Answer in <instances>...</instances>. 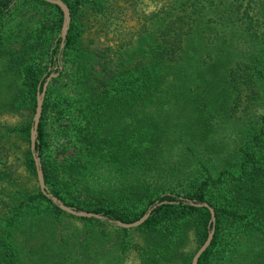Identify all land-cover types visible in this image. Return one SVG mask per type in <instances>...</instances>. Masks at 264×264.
<instances>
[{
  "label": "trees",
  "instance_id": "1",
  "mask_svg": "<svg viewBox=\"0 0 264 264\" xmlns=\"http://www.w3.org/2000/svg\"><path fill=\"white\" fill-rule=\"evenodd\" d=\"M31 1L55 17L43 23L46 45L25 41L33 48L8 49L0 66V110L30 113L19 124L0 122V264H124L130 248L136 264H190L210 212L189 201L207 202L215 214L196 264H211L229 245L233 264H264V0H62L70 13L62 48L61 9ZM14 2L0 0V18ZM130 7L134 23L125 25ZM91 33L105 45L90 47ZM36 45L44 46V75L30 55ZM71 56L76 97L45 92L36 150L48 190L102 219L67 213L44 195L29 147L36 93L49 73L62 76L61 60ZM50 110L76 136V148L52 160ZM89 157L102 180L86 177ZM61 164L76 173L72 191L58 180ZM155 203L131 227L141 240L129 243L130 229L112 221L137 220ZM188 230L197 240L191 252L182 249Z\"/></svg>",
  "mask_w": 264,
  "mask_h": 264
},
{
  "label": "rangeland",
  "instance_id": "2",
  "mask_svg": "<svg viewBox=\"0 0 264 264\" xmlns=\"http://www.w3.org/2000/svg\"><path fill=\"white\" fill-rule=\"evenodd\" d=\"M151 8V6L149 7ZM121 17L124 19L125 25H130L134 23V12L132 8L125 10L122 12ZM55 17V10L50 6L31 1V0H15L13 11L10 14H6L0 18V66L3 68L4 65H7L9 55L6 53L8 49L12 50H23L26 51L29 48H33V46H28L25 48V41H32L35 37H39L40 40L44 41V45H46L45 39L47 35L44 33V22L53 20ZM103 36L98 35V33H91L87 39L89 40L88 45L90 47L102 46L105 45V40L102 38ZM41 51V52H39ZM30 55L36 59V62L39 64V68L42 70L41 74L44 75V65L46 64L47 58L44 53V46L41 49L40 46L36 45L33 50L30 51ZM18 56V54H16ZM72 56L63 58V72L62 76L57 79L51 78L47 84L46 91L49 90L48 98L52 99L55 97L57 100L60 99V96H69L76 97L77 85H76V62L72 63ZM0 76L2 77V70H0ZM0 77V79H1ZM56 77V76H55ZM48 95V94H47ZM45 96V94H44ZM74 111V109H73ZM30 113L28 110H18L11 111L7 109L0 110V122L7 123L10 125L19 124L28 119ZM33 115V114H32ZM75 111L72 112L71 117H75ZM45 128L47 133V142L48 149L46 151V156L49 159H55L58 157V153L63 149H72L76 148V136L74 134L73 129H69L65 126L64 122H62V118H59L56 113H53V110L47 112L45 116ZM64 133H67L65 136ZM224 134V132H223ZM233 133H228L230 135ZM225 137L228 136L225 134ZM92 157H89L88 160H85L84 163H90ZM16 161L19 162L18 159ZM94 161V160H93ZM92 161V162H93ZM69 163V162H68ZM68 166L61 164L59 166L58 171V180L60 183L64 185H68L70 191L75 189L76 187V173L75 178L69 175ZM88 172L86 175L87 178L94 179L100 181L103 179L102 175L97 171L95 166H92V163L89 164L88 169H85ZM21 172V169L19 168ZM22 174L24 175V183L33 187L35 186V178L33 175L27 173L25 170H22ZM111 181V180H110ZM75 184V185H74ZM185 187L181 182H176L174 184V188L177 190H181ZM69 227H73L76 225L75 219H70L67 222ZM134 228V227H132ZM128 241L132 243L134 241L141 240V233L136 230H132L129 228ZM233 228L230 230L227 229V240L230 241V237L233 234ZM237 240V237H236ZM197 246V240L193 237V234L190 230H188L187 238L184 240V245L182 249L191 252ZM230 250H223L222 256L215 257L211 264H233L231 257L234 245H229ZM232 249V250H231ZM136 250L130 248L127 250V257L125 259L124 264H136L135 257ZM231 257V258H230Z\"/></svg>",
  "mask_w": 264,
  "mask_h": 264
},
{
  "label": "water",
  "instance_id": "3",
  "mask_svg": "<svg viewBox=\"0 0 264 264\" xmlns=\"http://www.w3.org/2000/svg\"><path fill=\"white\" fill-rule=\"evenodd\" d=\"M45 1L58 5L62 11V23H61L60 32H59V36L61 38L60 47L62 48L64 45V39H65L67 30L69 27V23H70V13H69L68 7L62 0H45ZM56 75H57L56 72L49 73L45 77V79L42 83L41 90H38L36 93L35 109H34V113L32 115V122H31V126H30V131H29V147H30V151L32 153L33 160H34L38 186H39L41 192L44 195H46L54 204H56L63 211L70 213L72 215H75V216L94 217V218L102 219L103 217L98 213H95L92 211H86V210H82V209L77 210V209H75L69 205H66L64 202H62L60 199H58L56 196H54L48 190V188L44 182V179H43L41 162H40V158L38 156V152L36 150L37 126H38L39 118L41 115L42 103H43V98H44V94H45L47 84H48L49 80L51 78L55 77ZM189 203H191L192 205H196V206H205L208 208V210L210 212V220L208 222V225L210 226V228L208 230V234H207L205 240L202 242V244L193 253L192 258H191L190 264H196L198 257L207 248V246L209 245V243L212 239V236L214 233L215 214H214V210H213L212 206H210L207 202L189 201ZM156 204L157 203L148 207L146 209V211L137 220H134L132 222H122L120 220H116L114 222L112 221V223L117 225V226L123 227V228L137 227L138 225H140L142 222H144L147 219L152 208H154Z\"/></svg>",
  "mask_w": 264,
  "mask_h": 264
}]
</instances>
